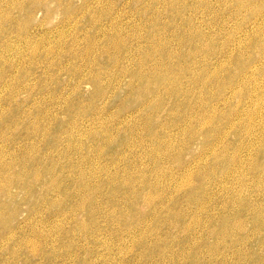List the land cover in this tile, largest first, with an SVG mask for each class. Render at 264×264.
<instances>
[{"label":"rangeland","instance_id":"1","mask_svg":"<svg viewBox=\"0 0 264 264\" xmlns=\"http://www.w3.org/2000/svg\"><path fill=\"white\" fill-rule=\"evenodd\" d=\"M263 2L0 0V264H264Z\"/></svg>","mask_w":264,"mask_h":264},{"label":"bare ground","instance_id":"2","mask_svg":"<svg viewBox=\"0 0 264 264\" xmlns=\"http://www.w3.org/2000/svg\"><path fill=\"white\" fill-rule=\"evenodd\" d=\"M255 1H256V0H255ZM259 1H260V0H259ZM257 3H258V2H257ZM261 3H262V2H261ZM263 3H264V2H263ZM254 6H255V5H254ZM259 6H260V5H259ZM3 112H4V111H3ZM251 119H252V118H251ZM251 119H250V120H251ZM252 120H253V119H252ZM249 122H250V121H249ZM45 130H46V129H45ZM45 130H44V131H45ZM89 134H90V133H89ZM107 134H108V133H107ZM108 138H109V137H108ZM107 140H108V139H107ZM143 151H144V150H143ZM157 153H158V152H157ZM159 153H160V152H159ZM159 155H160V154H159ZM232 156H233V155H232ZM162 157H163V156H162ZM237 157H238V156H237ZM156 158H157V157H156ZM238 158H239V157H238ZM161 159H162V158H161ZM231 159H232V158H231ZM229 160H230V159H229ZM1 166H2V165H1ZM49 168H50V167H49ZM44 169H45L44 171H46V168H44ZM47 170H48V169H47ZM252 171H253V170H252ZM51 172H52V171H51ZM35 173H36V171H35ZM38 173H39V172H38ZM36 174H37V173H36ZM157 175H158V174H157ZM188 175H189V174H188ZM38 176H39V175H38ZM261 176H262V175H261ZM261 176H259V177H261ZM41 177H42V176H41ZM160 177H161V176H160ZM36 178H38V177H36ZM44 178H45V177H44ZM46 178H47V177H46ZM40 179H41V178H40ZM157 179H158V178H156V181H157ZM160 179H161V178H160ZM0 180H1V179H0ZM12 180H13V179H12ZM12 180H11V181H12ZM34 180H36V179H34ZM189 180H190V179H189ZM253 180H254V179H253ZM258 180H259V179H258ZM263 180H264V179H263ZM1 181H2V180H1ZM3 182H4V181H3ZM8 182H9V181H8ZM17 182H18V181H17ZM154 182H155V181H154ZM36 183H37V181H36ZM161 183H162V182H161ZM244 183H245V182H244ZM255 183H256V182H255ZM17 184H18V183H17ZM25 184H26V183H25ZM154 184H155V183H154ZM245 184H246V183H245ZM8 185H9V184H8ZM10 185H11V184H10ZM10 185H9V186H10ZM12 185H13V184H12ZM28 185H29V184H28ZM183 185H184V184H183ZM259 185H260V184H259ZM2 186H4V185H2ZM6 186H7V185H6ZM6 186H5V187H6ZM21 186H22V185H21ZM29 186H30V185H29ZM55 186H56V184H55ZM7 187H8V186H7ZM10 187H11V186H10ZM17 187H18V186H17ZM24 187H25V186H24ZM33 187H34V186H33ZM35 187H36V186H35ZM53 187H54V186H53ZM151 187H152V186H151ZM153 187H155V186H153ZM160 187H161V186H160ZM247 187H248V186H247ZM249 187H250V186H249ZM254 187H255V186H254ZM257 187L259 188V186H257ZM20 188H21V187H19V189H20ZM29 188H30V187H29ZM47 188H48V187H47ZM57 188H58V187H57ZM162 188H163V187H162ZM0 189H1V188H0ZM10 189H11V188H10ZM24 189H25V188H24ZM27 189H28V186H27ZM2 190H3V189H2ZM50 190H51V189H50ZM157 190H158V189H157ZM182 190H183V189H182ZM260 190H261V189H260ZM6 191H7V190H6ZM20 191H21V190H20ZM27 191H28V190H27ZM51 191H52V190H51ZM88 191H89V190H88ZM164 191H166V190H164ZM164 191H163V192H164ZM8 192H9V190H8ZM89 192H90V191H89ZM91 192H92V191H91ZM163 192H162V193H163ZM0 193H1V191H0ZM11 193H12V192H11ZM21 193H22V192H21ZM31 193H32V192H31ZM47 193H48V192H47ZM52 193H53V192H52ZM5 194H6V193H5ZM29 194H30V192H29ZM48 194H49V193H48ZM48 194H47V195H48ZM6 195L8 196V194H6ZM158 195H160V193L157 194V196H158ZM29 196H30V195H29ZM165 196H166V195H165ZM10 197H11V196H10ZM49 197H50V196H49ZM171 197H172V196H171ZM11 198H13V197H11ZM44 198H45V197H44ZM46 198H48V197L46 196ZM51 198H52V197H51ZM153 198L155 199V197H153ZM167 198H168V197H167ZM52 199H53V198H52ZM157 199H158V198H157ZM197 199H198V198H197ZM223 199H225V198H223ZM45 200H46V199H45ZM86 200H87V199H86ZM89 200H90V199H89ZM151 200H153V199H151ZM159 200H160V199H159ZM202 200H203V199H202ZM46 201H47V200H46ZM87 201H88V200H87ZM165 201H166V200H165ZM203 201H204V200H203ZM52 202H53V201H52ZM199 202H200V201H199ZM162 203H163V202H162ZM151 204H152V203H151ZM163 204H164V203H163ZM201 204H202V203H201ZM204 204H205V203H204ZM224 204H225V203H224ZM224 204H223V205H224ZM226 204H227V201H226ZM79 205H80V204H79ZM92 205H93V204H92ZM158 205H159V204H158ZM97 206H98V205H97ZM159 206H160V205H159ZM201 206H202V205H201ZM79 207H80V206H79ZM92 207H93V206H92ZM100 207H101V206H100ZM151 207H152V205H151ZM254 207H255V206H254ZM254 207H253V208H254ZM81 208H82V207H81ZM85 208H86V207H85ZM85 208H84V209H85ZM161 208H162V207H161ZM250 208H251V207H250ZM226 209H227V208H226ZM251 209H252V208H251ZM254 209H255V208H254ZM81 210H82V209H81ZM97 210H98V209H97ZM227 210H228V209H227ZM258 210H259V209H258ZM36 211H37V210H36ZM83 211H84V210H83ZM92 211H93V209H92ZM99 211H100V209H99ZM199 211H200V210H199ZM203 211H204V210H203ZM261 211H262V210H261ZM59 213H60V212H59ZM171 213H172V212H171ZM262 213H263V212H262ZM262 213H261V214H262ZM201 214H202V213H201ZM57 215H58V214H57ZM91 215H92V213H91ZM175 215H176V214H175ZM93 216H94V214H93ZM263 216H264V215H263ZM207 218H208V217H207ZM91 219H92V218H91ZM199 221H200V220H199ZM79 225H80V224H79ZM140 225H141V224H140ZM61 226H62V225H61ZM224 226H225V224H224ZM188 227H189V226H188ZM189 230H190V229H188V231H189ZM228 231H229V230H228ZM13 232H14V231H13ZM34 232H35V231H34ZM38 232H39V230H38ZM9 233H10V232H9ZM14 233H15V232H14ZM16 234H17V233H16ZM33 234H34V233H33ZM36 234H37V233H36ZM41 234H42V233H41ZM45 234H47V233H45ZM49 235H50V234H49ZM224 235H225V234H224ZM12 236H13V235H12ZM38 236H39V235H38ZM46 236H48V235H46ZM8 237H10V236H8ZM8 237H7V238H8ZM35 237H37V236H35ZM41 237H42V236H41ZM41 237H40V239H41ZM48 237H49V236H48ZM48 237H47V238H48ZM38 238H39V237H38ZM31 239H32V238H31ZM33 239H34V238H33ZM50 239H51V238H50ZM24 241H25V240H24ZM29 241H30V239H29ZM37 241H38V240H37ZM14 242H15V241H14ZM35 242H36V241H35ZM44 242H45V241H44ZM48 242H49V241H48ZM128 242H129V241H128ZM32 243H34L33 240H32ZM32 243H31V244H32ZM13 244H14V243H13ZM25 244H26V243H25ZM45 244H46V243H45ZM41 245H42V244H41ZM46 245H47V244H46ZM11 246H12V245H11ZM24 246H25V245H24ZM29 246H30V245H29ZM29 246H28V247H29ZM32 246H33V245H32ZM48 246H49V245H48ZM51 246H52V245H51ZM13 247L15 248V246H13ZM16 247H17V246H16ZM28 247H27V249H28ZM49 247H50V246H49ZM11 249H12V248H11ZM16 249H17V248H16ZM31 249H32V248H31ZM14 250H15V249H14ZM30 251H31V250H30Z\"/></svg>","mask_w":264,"mask_h":264}]
</instances>
